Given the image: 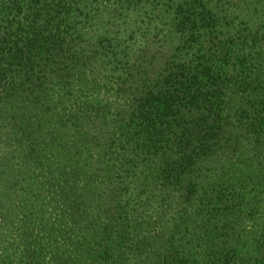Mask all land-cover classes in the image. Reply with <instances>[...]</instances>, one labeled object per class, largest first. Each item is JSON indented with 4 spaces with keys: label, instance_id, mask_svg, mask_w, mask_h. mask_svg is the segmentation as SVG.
I'll return each instance as SVG.
<instances>
[{
    "label": "trees",
    "instance_id": "16d2710c",
    "mask_svg": "<svg viewBox=\"0 0 264 264\" xmlns=\"http://www.w3.org/2000/svg\"><path fill=\"white\" fill-rule=\"evenodd\" d=\"M0 225V264H264V0H0Z\"/></svg>",
    "mask_w": 264,
    "mask_h": 264
},
{
    "label": "rangeland",
    "instance_id": "374dc122",
    "mask_svg": "<svg viewBox=\"0 0 264 264\" xmlns=\"http://www.w3.org/2000/svg\"><path fill=\"white\" fill-rule=\"evenodd\" d=\"M26 187V189L29 188L28 185H24ZM16 195L20 196H26V197H30V193L28 192H18L16 191L15 193ZM43 200L40 199V197H35L31 198V201L33 200V207H37L38 209H33L32 213H25L24 217L22 218V222H24L25 224H29L31 221L35 222L36 227L35 230H37V228L39 227H43V225H45L47 228L50 226V224H46V222H48V216L46 215V213L41 212L42 209H50L49 211L54 213L55 211H57L58 209H56V207L51 206V207H47L46 205H44V198L41 197ZM53 217V215L51 216V218ZM42 225V226H41ZM44 228V227H43ZM12 232V233H11ZM16 233V232H14ZM0 234H2V236L4 237V241H3V245L2 247H6L7 249V253L11 254L12 259H15L16 254L14 253L15 251H13L12 249V239H13V230L8 229V227L4 226V225H0Z\"/></svg>",
    "mask_w": 264,
    "mask_h": 264
}]
</instances>
